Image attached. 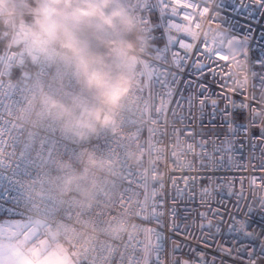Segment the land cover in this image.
Wrapping results in <instances>:
<instances>
[{"label": "built area", "instance_id": "built-area-1", "mask_svg": "<svg viewBox=\"0 0 264 264\" xmlns=\"http://www.w3.org/2000/svg\"><path fill=\"white\" fill-rule=\"evenodd\" d=\"M12 2L15 4L13 14L0 13V24L11 30V40L0 68V204L19 215L6 216L4 224L29 249L38 245L52 248L64 242L81 264L85 252L100 241L111 246L105 253L111 258V264H121L119 257L122 249L119 245L127 234L133 232L131 223L134 222L129 220L127 225L118 223L127 212L133 211L131 205L121 204L126 180L134 182L135 179L126 176L124 162L135 169L143 157L145 166L148 164V157L142 153L139 144L147 141V128L153 125L147 115L148 109L139 99L138 90L150 83L154 75L153 61L159 59L158 54L151 50V23L146 13V8L153 3L159 4V0H114L113 7L120 8L127 20L126 26L118 33L106 32L108 39L119 43L117 52L97 40L87 29L78 33L88 50L101 56L109 71L127 82L119 105L109 110L111 120L107 124L90 118L89 113L97 106V100L83 88L73 66L65 60L60 41L34 42L33 34L38 30L35 10L39 7V0ZM231 9V0H225L220 12L222 26L231 25L240 33L251 30L252 35L249 61L233 64V78L247 81L243 87L249 99L239 94L233 95V99L237 104L250 103L253 94L260 95L251 87L254 81L258 82V76L253 73L264 75V68L254 63L258 58H264V17L257 13L255 19H247L234 14ZM160 10L164 11L165 7L161 5ZM200 24L198 30L193 25L198 36L204 35L210 27L207 19ZM211 28L222 30L219 24L211 25ZM169 34L175 37L174 31ZM192 59H195V54ZM191 63L192 60H189L184 71L173 69L177 80L173 86L172 108H175L177 116H187L188 101L192 99V116L195 118L190 127L197 134L196 139L201 136L210 142L217 141V137L223 139L227 129L221 127V117L218 115L212 120L210 106L204 109L201 117L198 104L199 85L206 86V95L218 93L221 91L219 77L213 79L209 73L197 80ZM232 88L239 93L236 85L229 84L228 89ZM229 95H232L231 91ZM48 98L56 100L58 106L51 107L46 103ZM176 102L180 107L176 106ZM59 105L69 108L71 115L63 112ZM223 106L224 101H221L220 107ZM130 117L135 119L136 124L128 123ZM172 119L169 113V122ZM187 123V120L181 122L177 119L175 126L183 128ZM235 123H248L247 114L237 112ZM137 127L145 128L139 142L134 139ZM166 131L171 133V127H166ZM254 136H259V129L252 126H249L247 134L238 131L234 137L236 151L230 161L226 158V167L230 164L232 171L218 173L225 179L220 187L215 182L209 185L208 181L197 178L195 183L189 181L186 194L178 197L171 179H175L177 187L183 189L185 185L181 177H198L199 162L196 170L190 172L171 171L170 160L160 165L164 173L161 190L164 215L161 224L163 235L167 238L165 261L174 239L182 246L198 248L208 261L214 259L215 264H249L248 255L255 247L257 264H264V258H260V246L264 245V210L259 208L258 202L253 205L256 211L249 228L258 235V239H241L237 243L227 233L229 213L235 212L234 206L241 191L240 181H244L245 197L250 198L251 177L264 176V172L259 171L264 159L261 156L264 142L259 139L254 141ZM168 143L166 135L164 144ZM253 143L256 144L254 150L251 147ZM254 166L256 172L252 170ZM233 177L234 187H230L227 181ZM204 187H209L210 195L202 194ZM229 192L233 194L229 195ZM209 205L223 214L224 223L220 225L219 233L215 225L220 217L213 218L209 214L207 219H201L200 214L207 212ZM241 208L240 216L243 218V204ZM46 211L54 214L51 219L44 216ZM68 215L71 219L67 218ZM209 219L213 228L201 233L199 226L207 224ZM98 221L112 222L111 233L120 239L112 240L110 235L102 232L96 226ZM173 223L181 228L175 236ZM150 226L155 228L157 224L153 222ZM241 244L247 251L238 253ZM228 249L232 250L231 255L227 254ZM89 255L91 257L96 253ZM184 258H189L188 248H184Z\"/></svg>", "mask_w": 264, "mask_h": 264}, {"label": "snow or ice", "instance_id": "snow-or-ice-1", "mask_svg": "<svg viewBox=\"0 0 264 264\" xmlns=\"http://www.w3.org/2000/svg\"><path fill=\"white\" fill-rule=\"evenodd\" d=\"M225 0H159V4L153 3L146 8V13L151 23L149 30V40L151 42L152 52L158 54L159 59L153 61L154 75L150 83L138 90L139 99L148 109L147 115L151 120L153 127L147 128L149 133L147 141L140 143L139 147L144 155L148 157V164L145 166L143 157L135 169L124 166L127 179L122 189L121 204H129L133 211L127 212L124 218L118 223L127 225L129 220L133 232L127 234L126 238L120 243L122 249L120 254L121 264H215L205 258V255L198 248H192L190 245H180L173 239L172 247L165 261L164 253L166 250L167 238L163 235L161 220L164 215V200L161 190L164 187V173L160 170V165L168 160L171 161V171L190 172L196 170L198 164V177L182 176L185 187H177L175 179H171L172 185L176 188V195L183 197L189 188V181L195 183L198 178L201 181H208V184L216 183L217 187L225 183L223 176L218 175L222 172H231L230 164L226 167L227 161L232 159V154L236 151L234 137L238 131L245 134L249 131V126L259 129V136L253 137V140L259 139L264 142V75L253 73L258 76V82L254 81L251 87L258 90L260 95L253 94L250 97V103L237 104L233 95H241L247 100L246 89L243 84L247 81H239L233 78V64H239L242 60L249 61L248 55L252 35L251 30L248 33H240L231 25L224 27L220 23V12L224 8ZM231 11L236 15H242L247 19H255L257 13L264 17V0H231ZM173 4L175 5L173 7ZM165 7L164 11L160 6ZM207 19L209 29L204 35L198 36L195 29H200V21ZM171 22V23H170ZM219 24L221 31H215L211 25ZM170 31L175 32V37L170 36ZM210 33V35H209ZM264 37V35H262ZM239 50V51H238ZM238 51V54H236ZM195 54V59H192ZM192 60L191 68L196 74V79L211 73L213 79L219 77L218 86L221 91L206 95V86L199 85V110L201 117L204 109L211 107V117L215 120L219 115L221 117V127L227 129L223 139L217 137V141H209L203 136L196 139V133L190 127L192 120L193 100L188 101V114L177 116L173 104V86L176 84L177 74L173 69L184 71L188 61ZM204 61H207L205 63ZM231 61V63H230ZM255 65L264 68V58H258ZM192 75V72L189 73ZM191 81H189V85ZM236 85V88L228 89V85ZM231 91L232 95H229ZM224 101L223 108L220 102ZM176 106L180 107L179 102ZM247 114L248 123L236 124L235 114L237 112ZM171 113L173 119L169 122L168 114ZM187 120L188 123L183 128H177L176 121ZM211 122V121H210ZM128 123L136 124L134 118H129ZM166 127H171V133L166 131ZM144 127H137V135L134 138L137 142L143 136ZM169 137V143L164 144V137ZM253 150L256 144L251 145ZM198 150V151H197ZM264 157V152L261 153ZM191 157L192 159H188ZM238 168L241 166H237ZM246 170V169H245ZM253 172L257 168L253 167ZM259 171L264 172V159L261 160ZM235 178L228 180L230 187H234ZM241 191L238 194L237 203L234 206L235 212L229 213V223L227 233L240 243L241 239L253 241L258 239V235L250 231L251 218L256 209L253 207L257 202L259 208L264 210V176L253 175L249 181L251 188L250 198H246L243 190L244 181L241 180ZM204 196L210 195L209 187L202 188ZM229 192V195H232ZM206 203V201H205ZM243 204V218L240 213ZM209 214L213 218L220 217L215 227L217 233L220 232V225L224 223L223 214L219 209H213L210 205L208 211L201 213V219H207ZM13 209L0 204V224L5 222V218L18 216ZM50 211L44 212L48 219L53 217ZM173 217L175 211L172 212ZM71 219L70 215L67 216ZM155 222L157 227L150 225ZM97 227L106 235H110L112 240L120 238L111 233L112 222L98 221ZM212 220L207 224H201L200 230L203 233L206 229L213 228ZM173 233L181 232L179 225L173 223ZM207 242L206 240L204 241ZM111 246L104 242L97 241L85 252L81 258V264H111V258L105 255ZM184 248H188L189 258H184ZM114 251V249H113ZM231 249L227 254L231 255ZM238 253L247 251V248L241 244L237 250ZM89 253H96L91 256ZM260 258H264V245L260 246ZM249 264H257L256 248L253 247L251 254L248 255Z\"/></svg>", "mask_w": 264, "mask_h": 264}, {"label": "clouds", "instance_id": "clouds-1", "mask_svg": "<svg viewBox=\"0 0 264 264\" xmlns=\"http://www.w3.org/2000/svg\"><path fill=\"white\" fill-rule=\"evenodd\" d=\"M113 4L114 0H39V7L35 10L38 30L33 34L34 42L60 41L65 60L73 66L83 88L97 100V106L89 116L101 124L110 122L109 110L119 105L127 82L123 77L113 75L103 58L82 43L78 33L87 29L97 40L117 52L119 43L108 39L106 32L118 33L126 26L127 20L124 12ZM14 12L12 0H0V13L11 15ZM46 103L51 107L58 106V102L51 98ZM59 106L71 115L69 108Z\"/></svg>", "mask_w": 264, "mask_h": 264}, {"label": "rangeland", "instance_id": "rangeland-1", "mask_svg": "<svg viewBox=\"0 0 264 264\" xmlns=\"http://www.w3.org/2000/svg\"><path fill=\"white\" fill-rule=\"evenodd\" d=\"M4 54L0 56V68ZM0 261L3 264H79L64 242L52 248L38 245L29 249L4 223L0 224Z\"/></svg>", "mask_w": 264, "mask_h": 264}, {"label": "trees", "instance_id": "trees-1", "mask_svg": "<svg viewBox=\"0 0 264 264\" xmlns=\"http://www.w3.org/2000/svg\"><path fill=\"white\" fill-rule=\"evenodd\" d=\"M11 40L10 28L3 27L0 24V56L6 51Z\"/></svg>", "mask_w": 264, "mask_h": 264}, {"label": "crops", "instance_id": "crops-1", "mask_svg": "<svg viewBox=\"0 0 264 264\" xmlns=\"http://www.w3.org/2000/svg\"><path fill=\"white\" fill-rule=\"evenodd\" d=\"M13 231V230H12ZM14 234H15V232H14ZM15 236H16V234H15ZM17 237V236H16ZM0 264H3V262L2 261H0Z\"/></svg>", "mask_w": 264, "mask_h": 264}]
</instances>
